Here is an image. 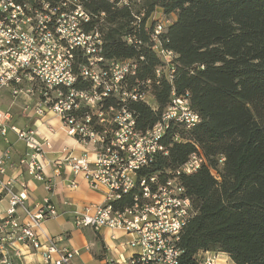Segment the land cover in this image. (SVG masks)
Returning a JSON list of instances; mask_svg holds the SVG:
<instances>
[{"label": "built area", "instance_id": "1", "mask_svg": "<svg viewBox=\"0 0 264 264\" xmlns=\"http://www.w3.org/2000/svg\"><path fill=\"white\" fill-rule=\"evenodd\" d=\"M156 20L152 48L165 62L156 70L157 82L162 77L172 82L177 54L160 40L169 21L162 15ZM91 22L80 0H0V95L7 94L12 104L20 102L25 114L39 120L55 114L67 135L94 146L92 153L81 155L64 147L54 162L57 174L61 168L70 169L82 174L92 188L104 189L103 203H88L75 211L77 227L128 234L133 253L124 264H179L181 234L194 214L182 176L208 161L198 150L177 168L150 169L159 155L169 153L164 139L171 126L188 130L200 116L188 96L173 90L172 102L159 121L145 131L139 129L129 104L143 101L157 109L152 81L132 83L136 58L107 57L103 34L90 27ZM125 40L133 42L130 36ZM12 117L10 109L0 108V139L10 142L8 134L13 131L26 151L17 158L11 148L0 153V196H9V207L0 210V264H18L17 244L39 252L48 263L72 264L80 250L60 248L42 229L45 221L63 212L50 199L30 207L27 186L15 175L25 167L35 178H44L51 138L38 129L11 124ZM180 139L179 134L174 136ZM76 185L71 180L70 186ZM52 187L53 182H47L46 188ZM128 197L131 203L124 201ZM221 254L200 251L198 258L200 264H220Z\"/></svg>", "mask_w": 264, "mask_h": 264}, {"label": "trees", "instance_id": "2", "mask_svg": "<svg viewBox=\"0 0 264 264\" xmlns=\"http://www.w3.org/2000/svg\"><path fill=\"white\" fill-rule=\"evenodd\" d=\"M109 58H136L131 78L152 81L157 103L129 108L145 131L186 95L200 121L174 124L151 171L177 168L200 150L208 164L182 176L194 208L179 245V264H200V251L227 254L235 264H264V0H80ZM155 12L169 21L162 45L177 54L173 80L157 82L165 62L153 50ZM133 42L128 43L125 37ZM179 134L182 139L176 141ZM223 159V161H221ZM215 171V173L213 172ZM131 203L130 197L124 199Z\"/></svg>", "mask_w": 264, "mask_h": 264}, {"label": "crops", "instance_id": "3", "mask_svg": "<svg viewBox=\"0 0 264 264\" xmlns=\"http://www.w3.org/2000/svg\"><path fill=\"white\" fill-rule=\"evenodd\" d=\"M0 102L7 104L8 109L12 112L11 124L19 128L38 129L41 134L51 138L53 147L47 149L45 154L44 178H35L27 172L25 167L15 174L18 180L27 186L29 195L27 203L30 207L50 199L63 212L60 216L45 221L42 225L43 231L49 237H53L60 248L70 247L80 250V254L73 259L72 264H124V259L129 258L133 253V250L127 245L130 239L128 234L110 228L101 230H95L91 227L79 228L74 222L76 210H80L88 203L100 204L104 202V189L92 188L82 174H74L70 169L61 168L60 174H57L56 171L57 165L54 162L60 157L64 147L76 155H81L85 151L92 153L94 146L84 144L67 135L62 128V122L51 112L39 120L24 112H16L14 109H22L21 103L12 104L11 99L5 93H1ZM9 141H5L7 144L5 150L11 148L13 157L17 158L25 153L24 142V147H20L17 145V140L13 141L9 138ZM9 173H14V170H10ZM71 180L76 181L75 187L70 186ZM50 181L53 182V187L48 190L46 184ZM17 188L20 189L21 186L17 185ZM8 207L9 196L1 195L0 210H6ZM16 246L17 250L21 252V256H14L18 264H53L46 262L39 252L27 246L21 244Z\"/></svg>", "mask_w": 264, "mask_h": 264}, {"label": "rangeland", "instance_id": "4", "mask_svg": "<svg viewBox=\"0 0 264 264\" xmlns=\"http://www.w3.org/2000/svg\"><path fill=\"white\" fill-rule=\"evenodd\" d=\"M159 17H161V13L160 12H155V14L153 16L154 20L158 19ZM0 103H1L0 104V108L1 109H3V110H7L8 109L7 104H4V102L3 103L0 102ZM14 110L16 112H22V113L24 111L23 108L22 109L16 108ZM8 137L11 140H13V141L17 140V145L18 146L24 147V143L21 140L18 139L17 135L14 132L10 131L9 134H8ZM6 146H7V144L5 143V141L3 139H0V151L5 150ZM220 264H235V263L231 260V258L227 254H223L222 253L221 254V263Z\"/></svg>", "mask_w": 264, "mask_h": 264}]
</instances>
